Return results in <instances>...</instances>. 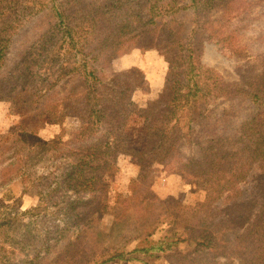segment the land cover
<instances>
[{
  "label": "trees",
  "instance_id": "trees-1",
  "mask_svg": "<svg viewBox=\"0 0 264 264\" xmlns=\"http://www.w3.org/2000/svg\"><path fill=\"white\" fill-rule=\"evenodd\" d=\"M243 10L240 0H0V99L16 116L0 134V187L22 180L39 197L24 211L0 206V264H264V52L253 57L229 28ZM125 34L168 61L165 90L143 106L133 102L149 90L143 71L112 68ZM204 38L251 69L226 79L204 66ZM68 116L82 124L74 142L39 136ZM128 151L137 172L110 201L101 175H118ZM159 170L189 173L204 199L147 201ZM106 214L109 231L82 243Z\"/></svg>",
  "mask_w": 264,
  "mask_h": 264
},
{
  "label": "rangeland",
  "instance_id": "rangeland-1",
  "mask_svg": "<svg viewBox=\"0 0 264 264\" xmlns=\"http://www.w3.org/2000/svg\"><path fill=\"white\" fill-rule=\"evenodd\" d=\"M262 0H240V7L243 9L240 16L232 18L229 28L231 30L238 29L241 35V43L247 45L253 57L261 55L264 52V7L259 6ZM228 28V29H229ZM29 30V25H25L19 33L24 34ZM130 34H125L119 37L116 44L125 49L127 45H131L132 41L129 38ZM21 37H16V42L11 48L10 55L7 61H14L19 55V43L21 44ZM23 40V39H22ZM201 63L215 69L221 73L226 79L237 78V72L250 70L252 64L246 66H239L240 60L237 61L234 57L221 51L218 46L207 41L205 38L201 40ZM146 51H155V49H148ZM156 58L159 55L161 61H146L143 66V74L149 84V90L146 92L136 91L133 96V102L137 105L143 106L147 101L155 99L159 93L163 92L168 83L169 71L167 58L155 51ZM258 58V57H257ZM127 61H121L120 64ZM137 64L141 65L140 63ZM117 65L116 67H120ZM12 100L10 98L0 99V134L6 133L13 125L16 116L12 115ZM236 114L231 118L233 123H237L242 119L246 113V107L242 105L234 106ZM82 124L75 117H63L59 123H48L40 127L38 134L44 140H50L56 136L60 137L63 144H70L79 136ZM3 147V142L0 143ZM183 154H188V148L181 149ZM121 169L116 176L102 174L101 179L109 183L110 191L108 199L113 200L117 193L125 192L128 180L137 172L138 160L132 151H128L121 157ZM204 188L195 182H191V176L184 170L176 172H167L159 170L152 182L149 192L147 193V201L159 202L162 200L172 201L187 207H191L195 203L201 202L204 199ZM39 203L35 188L30 184L26 186L22 180H15L9 185L0 187V206H12L21 211L30 209ZM14 206V207H13ZM113 224V217L111 214H106L102 217L95 231L89 232L82 238V243L95 242L97 239V232H108ZM35 226L40 227V223ZM117 234V233H116ZM110 237H105L100 240L99 245H104ZM99 240V239H98ZM107 244V243H106ZM54 255V254H50ZM140 264V263H129Z\"/></svg>",
  "mask_w": 264,
  "mask_h": 264
},
{
  "label": "crops",
  "instance_id": "crops-1",
  "mask_svg": "<svg viewBox=\"0 0 264 264\" xmlns=\"http://www.w3.org/2000/svg\"><path fill=\"white\" fill-rule=\"evenodd\" d=\"M132 41L131 36L129 37ZM118 46V43H117ZM120 49H122L124 52L122 53V55H120L119 57L115 58L112 61V68L114 71H121L124 69H128L131 67H136L139 69H143V66L145 67V63L146 61H153L152 59L155 58L154 61H161L159 59V55L156 58V53L155 51H146V50H141L139 48L133 47V45H127V47L125 49H123L122 47L118 46ZM121 61H127L122 64H120ZM137 61H139L138 63H140L141 65L137 64ZM117 65H121L120 67H116ZM146 78V77H145Z\"/></svg>",
  "mask_w": 264,
  "mask_h": 264
}]
</instances>
